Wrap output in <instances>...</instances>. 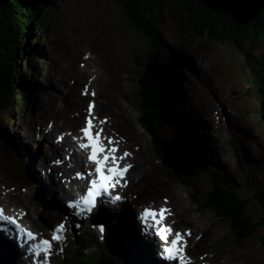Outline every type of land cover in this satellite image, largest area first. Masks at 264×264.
Returning a JSON list of instances; mask_svg holds the SVG:
<instances>
[{
  "label": "rangeland",
  "instance_id": "rangeland-1",
  "mask_svg": "<svg viewBox=\"0 0 264 264\" xmlns=\"http://www.w3.org/2000/svg\"><path fill=\"white\" fill-rule=\"evenodd\" d=\"M34 2L36 3L35 0ZM47 9L52 12L55 9L59 15L54 19L50 18V22L45 24L50 27L53 34L52 44L48 48L49 55L39 47L40 40H45L46 34H40L41 39L37 40L40 43L36 44L38 50L36 57L39 59L45 55L48 57L44 65L41 64L43 60L37 63L39 71L34 75V78L33 74L31 78H28V81L34 79L37 85L35 97L24 101L23 110L17 113V115L22 114L23 117L18 116L11 119L12 127L10 123L7 126L8 120L0 115V129L20 149V157L28 159V164H31L28 174L33 176L35 182L37 177L39 180L41 179L40 182L44 186H51L52 191L48 188L51 192L50 196L44 192L45 196L50 199L51 194H56L51 174L46 176L44 171H41V167L44 168L43 156L45 152L42 143L45 144L46 151H48L52 139L43 137L45 132H40L39 135L38 130H35L33 126L41 128L43 125L40 119L47 113L56 116L62 111H67L70 106V95L74 94L78 97V92L76 93L75 90L79 84L78 77L72 75L71 68L76 65V71H84V68L79 65L80 61L78 64L74 60L71 62L69 55L71 48H79L85 54L92 56L91 61L84 64L90 63V68L86 71L87 74H93V76L95 73L97 74H95L92 84L96 94V108L101 114L110 117L114 126L119 125L129 144L138 148L137 166L134 172L135 181L139 187L154 192L151 202L155 203V200L158 199L156 204H162V199L166 198L171 209L175 212L176 210L180 211L179 215L174 217L180 229H183L180 224H184L189 230H192V233L193 228H196L195 236L192 237V253L195 250L200 255L208 254L207 258L216 264H264V228L262 226L257 225L254 229L253 227L249 229L248 236H240L228 220L220 216L217 217L218 214L205 206L204 202L194 201L187 192L188 190L168 176L163 167L154 165L151 146L152 142L154 143L155 128L152 125L146 132L139 125L138 116L142 113H139L136 108L138 106L141 111L140 105H143L145 115L149 117L154 111L149 107L151 105L149 96L151 81L142 75L146 69V58L152 51L149 38L136 31L115 0H41L39 13L48 12ZM180 16L181 12L176 11L156 27L161 39L166 41L169 47L176 52L174 55L178 61L180 60L178 67H183L180 72V81L185 92L180 90L179 80H173L180 94L174 95L175 89L169 87V100L173 96H181L182 100L171 103L189 107L186 108L189 110L190 107L193 109L198 98L213 105L214 111L222 112L224 119L219 125V134L215 139H211L214 132L212 131L213 126L208 125L207 119H201L195 113V118L200 126L199 133L208 134L207 143H203L205 146L203 159L210 166L219 167L229 174L236 190H240V193H228L243 194L246 190L245 173L236 169L235 147L230 139H234V142L236 140L237 145L240 143L241 151H239L241 153L244 151L252 163L259 165L258 161L260 160L255 158L264 157V123L257 115L260 109L257 93L253 88L254 83L250 80L245 59L235 47L226 42L203 37L190 40L187 31L179 21ZM42 25L44 24H41L40 27ZM46 40L50 42L51 39ZM252 49L254 54L264 62V44L260 42L253 44ZM72 53L73 55L78 54V52ZM33 57L35 58V55ZM188 60H192L194 65H198L196 72L192 70L193 66H183L185 62L189 65ZM23 66L21 63L19 67L21 71ZM31 69L34 71V63L31 65ZM25 75L24 71L22 78H25ZM175 75L179 77L178 72L173 70L169 79L171 80ZM71 77H74L75 80L72 84H70ZM219 79H223V81H219ZM175 84H173L174 87ZM232 119H235L233 125ZM244 125L247 127L245 133L243 132ZM181 133L185 135L181 137L183 139H175L184 140L192 153V159L194 157L196 161H199L202 155L199 156L195 148L200 147L198 141H202L201 137H198V145L194 147L193 141L189 139L186 134L188 132L184 128L182 132L172 135L169 129H163L159 131V136L168 141L174 135L179 137ZM228 133L232 134L230 138ZM38 137L44 140L42 141ZM215 143H218V146ZM211 148L215 149L218 155L213 154ZM7 154V150L0 141V176L13 189V199L8 203L4 200L3 203L7 207L23 204L22 206L28 212V220L34 228L40 230L43 224L39 222L38 217L35 218L31 211V198L28 197L31 190L25 184L28 182L21 175L23 173L16 160ZM244 163L249 164L245 161ZM54 165L50 163L51 169L57 173L58 170ZM196 169L198 171L197 176L193 177L194 184L210 188L212 184L209 176L201 173L199 167ZM208 170L212 171L209 168ZM65 173H68V169L65 170ZM257 175L259 178L256 177L255 180L263 187V173L257 171ZM56 185L62 189L60 184ZM262 190L264 191L263 188ZM173 195L177 196L173 199ZM51 201L56 210L59 201L54 198ZM221 207L224 210V206ZM246 213L250 217H255V222H257H254L255 224L264 219L262 209L259 206H254L252 202L246 206ZM118 227L124 233L121 236H125L127 239L126 231L119 225ZM85 248L87 252H81L80 257L87 258L92 251L91 245H86ZM108 253L109 251L105 250V254ZM70 258L68 257V259Z\"/></svg>",
  "mask_w": 264,
  "mask_h": 264
},
{
  "label": "trees",
  "instance_id": "trees-1",
  "mask_svg": "<svg viewBox=\"0 0 264 264\" xmlns=\"http://www.w3.org/2000/svg\"><path fill=\"white\" fill-rule=\"evenodd\" d=\"M35 1L36 3L34 0H7L0 7V115L7 119H14L17 113L23 110L24 100L28 98V86L25 78H22L27 65L24 62L28 55H37L38 50L35 48L36 44L40 43L32 36L35 35L39 24L48 23L50 18L56 15H52V11L47 9L48 12L45 11L38 17L41 0ZM115 1L125 12L136 31L149 38L152 51L146 58V67L148 62L155 58L162 77V82L157 83L153 78L147 76L146 69L142 72V75L151 81L149 95L151 105L149 107L154 110L151 111L152 114L149 117L145 115L143 105H140L141 111L138 106L136 107L137 111L142 113V116L140 114L138 116V123L142 128L147 131L148 123H150V127L154 125L155 128V124L166 122L172 115V103L171 99L169 100L168 89L174 87L173 78L175 76L171 80L169 78L173 70L177 73L180 62L174 55L176 52L169 47L166 41L161 39L156 27L176 11L181 12L179 21L187 31L190 40L198 37L215 39L226 42L240 52L246 61L245 65L248 68L250 80L254 83L253 87L258 93L257 96L261 98L260 112H257V115L264 123V62L254 54L252 49L253 44L259 42L264 44V8L257 12L255 19L245 25H239L230 17L211 11L198 0ZM40 60L46 61L47 59L45 60L43 57ZM20 62L24 65L22 71L19 68ZM0 141L5 150L9 151L10 144L6 142L2 130H0ZM181 180L187 183L185 179L181 178ZM245 185L246 190L243 195L217 191L213 192L217 197L209 199L213 210H218L217 212L228 220L232 228L236 229L243 237L249 235V229L252 227L254 229L260 225L264 228V219L255 224L257 223L255 217H250L246 213V206L249 202L263 208L264 213V191L262 190L264 185L261 187V184H258L255 179H250ZM221 206H224V210L221 209ZM90 257L88 263L91 261L92 264Z\"/></svg>",
  "mask_w": 264,
  "mask_h": 264
},
{
  "label": "snow or ice",
  "instance_id": "snow-or-ice-1",
  "mask_svg": "<svg viewBox=\"0 0 264 264\" xmlns=\"http://www.w3.org/2000/svg\"><path fill=\"white\" fill-rule=\"evenodd\" d=\"M87 94V88L85 89ZM94 96L95 93L93 92ZM94 105L89 104L88 116L85 118V125L80 128V136H73L77 141V146L81 151L87 153V161L94 164L95 168L89 172V176L95 174L94 178L89 181V187L86 193L80 199L70 202L69 207L75 208L79 212H92L97 205V197L106 193L111 197L114 203L121 199L120 196H111V189L118 186L125 174L131 169L132 165L124 163L131 153H120L119 141L114 140L111 136L105 135L103 127H97L93 115ZM106 123V120L99 121L100 125ZM71 135V134H70ZM59 139H63L61 136ZM81 174L77 173L79 177ZM126 183V181H125ZM167 203V201H165ZM26 213L21 212L19 216H9L5 214V209L0 208V222L14 225L17 229V235L23 234L25 244L34 256L39 258V264H48V257L52 253L54 242L58 243L64 239L63 233L66 230L65 224L61 223L52 230L51 239L38 238V235L21 226L19 219ZM171 215L170 209L162 207L159 210L151 207H145L139 214V219L146 227L154 230L155 235L163 242L161 255L167 260L182 262L185 256L187 246L186 236L191 232H175L171 225L165 223L168 216ZM99 231H105L103 225ZM63 250L62 248L60 249Z\"/></svg>",
  "mask_w": 264,
  "mask_h": 264
},
{
  "label": "bare ground",
  "instance_id": "bare-ground-1",
  "mask_svg": "<svg viewBox=\"0 0 264 264\" xmlns=\"http://www.w3.org/2000/svg\"><path fill=\"white\" fill-rule=\"evenodd\" d=\"M42 34V33H41ZM43 34H46V38H45V41L47 42V44H48V46H50V44H52V40H50V42L49 41H47L46 39H51L50 38V35H48L46 32H43ZM37 41V40H36ZM37 46V45H36ZM36 49V48H35ZM69 57H70V55H69ZM46 58H47V56L45 55V60H46ZM47 61V60H46ZM180 61V60H179ZM42 65H44L45 64V61H43V63H41ZM95 72V71H94ZM79 75H81V74H83V72H79L78 73ZM96 74V73H95ZM94 74V75H95ZM97 75V74H96ZM78 92V93H77ZM76 93L77 94H80V90H78ZM185 92V91H184ZM181 105V104H180ZM182 106V105H181ZM185 108H189V107H185ZM191 108V107H190ZM83 114H84V116H86V114H87V107L85 106V108H84V111H83ZM102 119H97V121H101ZM232 125H233V121H232ZM141 126V125H140ZM112 127H113V129H114V131L117 133V135H118V137H119V146H123V141H124V138H125V136L126 135H124L123 134V132L121 131V128H120V126L118 125V126H114V124H112ZM142 127V126H141ZM33 128L35 129V130H38V134L40 135V132H45L46 134H44V136L43 137H47V136H51L52 137V142L53 143H51L50 145H51V147L53 148V147H55V148H59V150L60 151H63V152H65V156H62V158L65 160V161H59V163H63V165H66L67 167L69 166V164H68V161H67V152L65 151V149L67 148V138L66 139H59L60 137H58V136H56V135H52V134H49L48 133V130H47V128L46 127H44V126H42L41 128L40 127H37V126H33ZM144 129V128H143ZM145 130V129H144ZM146 131V130H145ZM186 131V130H185ZM182 132V131H181ZM186 132H188L189 133V131H186ZM184 134V133H183ZM182 133H181V136L183 137V136H185V135H183ZM193 136V135H192ZM154 137V136H153ZM40 140H44V139H41L40 137H38ZM155 138V137H154ZM194 138H195V136H194ZM153 141H154V143L152 142V145L153 144H155V143H158V140L157 139H153ZM198 141V140H197ZM199 143H200V147H197V148H195L196 149V153H200V155H202V152H201V150H203L205 147L202 145V143L200 142V141H198ZM194 147H195V145H193ZM234 146H235V148H236V150L237 151H239L240 150V143L237 145V141L235 140V142H234ZM244 146L246 147V145H245V143H244ZM178 149H179V157H177V156H175L174 158H173V155H171L170 153H168V152H163V153H161V152H157V154H156V156H157V161H158V164H163L164 162H167V165H170V166H177L180 162H186V166H192V164L194 163L193 162V159H192V153H191V151L188 149V146L184 143V140H181V142H179L178 143ZM187 150H188V152H187ZM195 151V150H194ZM212 151V153L213 154H215L216 155V151H214V150H211ZM241 151V150H240ZM7 152H8V154L7 155H11V153L7 150ZM243 154V153H242ZM173 158V159H172ZM170 159H171V161H170ZM255 159H259L260 161H258L259 162V165L260 166H263L264 167V157L262 156V157H257V158H255ZM244 162V161H243ZM27 164H28V161H27ZM31 164H28V166H30ZM31 167V166H30ZM54 167L58 170L59 169V171H60V169L61 168H59L58 166H57V164L55 163V165H54ZM69 167H72V166H69ZM68 169V168H67ZM179 169L180 170H183V171H186V169H184V168H180L179 167ZM45 169L44 168H42L41 167V171L43 172ZM50 171L53 173L54 171L52 170V169H50ZM69 171H70V169H68V173H67V178H68V175H69ZM198 170L196 169V172H197ZM49 173V174H52V173ZM251 172V171H250ZM65 173V172H64ZM82 175V174H81ZM75 179H76V176H75ZM41 180V179H40ZM40 180L36 177V182H37V184L41 187V189L44 191V192H46V194L48 195V196H50V191H48V188H50L48 185L47 186H44L41 182H40ZM77 181H78V187L76 188V191H80L81 189H82V185H80L81 184V176H79V178L78 179H76ZM178 184H180L181 186H183L185 189H186V186H187V183H185L183 180H181V178H178ZM61 186H62V184H60ZM0 186H2L3 188L5 187L4 185H2V183L0 182ZM163 187V186H162ZM73 189H74V186L72 185V186H68V187H66V190H65V192H64V190H63V188L62 189H60V192H61V201H62V199L63 198H65V197H67V192H72L73 191ZM84 192H85V190H83ZM56 192V191H55ZM66 193V194H65ZM4 195L6 198H7V195H8V193L6 192V193H3L2 192V190L0 189V195ZM177 196V195H176ZM176 196H174L173 195V199L176 197ZM55 199L56 198V194L55 195H52L51 194V198L49 199V200H52V199ZM163 200L164 201H166V198H163ZM170 200V199H169ZM68 203V202H67ZM168 204H170L169 202H167ZM166 203V204H167ZM61 203L59 202V204L58 205H60ZM167 204V206L169 207V205ZM30 206H32V208H31V210H33L34 209V203H32L31 202V204H30ZM170 208V207H169ZM120 210H122V214H124L123 216H126V217H130V216H132L133 214H135V216L136 217H139V214H140V212L138 211V210H136V209H134V208H130V209H127V208H121ZM170 210L174 213V214H176V215H179V210H176V212L173 210V209H171L170 208ZM21 213V211H19L18 212V214H20ZM146 227V226H145ZM146 229L148 230V231H150V228H148V227H146ZM196 230V228L194 227L193 228V233H192V230H191V234L193 235V236H195V231ZM117 235V237H118V240H121V239H123V237L121 236V234H116ZM193 236H191V238L190 239H192V237ZM153 238H155L154 237V235H153ZM17 239V238H16ZM15 239V240H16ZM157 242V241H156ZM122 243H124V242H122ZM210 247V246H209ZM157 249L159 250V247H157ZM210 249V248H209ZM128 252H131V251H129L128 250ZM28 253H29V255L33 258L34 256H33V253L30 251V250H28ZM0 254L2 255V257L4 258V260H5V262H2V264H11V260H12V258H13V255H12V253H11V250L4 244V243H2L1 241H0ZM134 255H135V253H134ZM101 254H100V252H98L95 256H94V260L96 261V264L97 263H99L100 262V264H101ZM72 260L71 259H68V260H66V262H65V264H73L72 262H71ZM88 264H91V261H90V263H88Z\"/></svg>",
  "mask_w": 264,
  "mask_h": 264
},
{
  "label": "water",
  "instance_id": "water-1",
  "mask_svg": "<svg viewBox=\"0 0 264 264\" xmlns=\"http://www.w3.org/2000/svg\"><path fill=\"white\" fill-rule=\"evenodd\" d=\"M203 6L209 8L213 12L224 14L230 17L236 24L245 25L247 22L256 18V14L259 10L264 8V0H198ZM7 0H0V7H2ZM147 74L151 75L154 82L161 83L162 77L159 72V68L156 63V59L153 58L150 67L147 70ZM258 94V93H257ZM261 106V98L258 99ZM163 166H169L172 172L176 175H189V166L185 165L186 171L180 170V166H170L167 162L162 164ZM181 168V167H180Z\"/></svg>",
  "mask_w": 264,
  "mask_h": 264
}]
</instances>
